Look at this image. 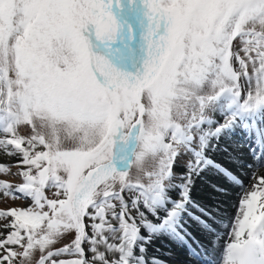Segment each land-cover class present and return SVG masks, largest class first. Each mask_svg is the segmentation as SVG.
<instances>
[{
    "label": "snow or ice",
    "instance_id": "obj_1",
    "mask_svg": "<svg viewBox=\"0 0 264 264\" xmlns=\"http://www.w3.org/2000/svg\"><path fill=\"white\" fill-rule=\"evenodd\" d=\"M253 75L246 100L264 103V0H0V148L26 168L15 191L0 180V192L33 202L0 211L10 221L0 264H30L33 250L38 264H88L82 240L100 201L147 187L169 130L224 92L241 96ZM260 197L242 200L226 264H264ZM65 234L74 239L53 250Z\"/></svg>",
    "mask_w": 264,
    "mask_h": 264
},
{
    "label": "rangeland",
    "instance_id": "obj_2",
    "mask_svg": "<svg viewBox=\"0 0 264 264\" xmlns=\"http://www.w3.org/2000/svg\"><path fill=\"white\" fill-rule=\"evenodd\" d=\"M236 67H238V65H236ZM249 71L250 74H252L251 69ZM241 84V96L235 95L237 100L236 102L229 98L228 92H224L216 100L207 105L198 114L196 119L190 120L181 126L184 130V138L187 137L188 139H184L182 137L183 135L179 136L178 134L173 132L172 129L169 130V133L165 136V143H171L172 147L171 149H162L161 152L156 153L154 159L159 162L160 167L155 173L156 178L147 186L150 193L152 192L153 194L160 195L157 199L158 204L154 203L153 205L154 208L158 206L161 207L163 205L162 198H164L165 194L175 186L180 185L181 190H185L187 188L186 186L188 182L191 183L190 185L194 183L198 186L201 182V177H206V164L204 159L202 158L203 156L200 158L196 156L198 153L203 152L205 149H210L213 151L215 150L216 153L220 155H223L225 154V152H227V150L224 149L223 145H227L228 141L224 142L225 140H223L222 143H217L218 137L222 136L223 138V134L225 133L223 130L221 131L222 124L227 123L228 119L234 117L233 110L236 107H243V104H246L247 108L251 106L253 107V105L257 107L260 103L249 102L246 100L248 92H252L253 95H255V76L253 75V83L251 85H249L243 77L241 78ZM210 91V87H206L202 94H207ZM263 108L262 111H259L258 113L254 114V116H251L250 120H244V122L247 126V129H250L251 131L252 139L257 140L260 138L264 143ZM18 134L24 136L30 135L31 127L28 125L20 126ZM233 137L236 136L234 135ZM232 140L236 143H232L234 152L241 156H246V151L241 148L243 145L242 141L240 139L238 140L237 138H233ZM234 145H238V147H234ZM240 149H243V151H241ZM135 150L137 151L138 149ZM7 151L9 152L10 150L0 148V164L7 165L10 169L7 173L0 172V180L7 181L8 183L12 184L14 186L13 191H15V187H18L21 183L24 182L23 177L20 175V173L23 170H26V168H22L18 163L20 161V157L18 159L12 160ZM136 151L134 152L135 154ZM162 153L164 154L163 156ZM135 154L133 155V160L135 158ZM226 158L227 160H233V158ZM165 161L168 165L167 168L164 167ZM153 169L154 161H152L151 158H146L145 172ZM127 170L129 171V175L133 178V180H135L137 176L135 164L131 163L130 167ZM140 179L141 182H147L146 175L141 176ZM125 187L127 189V194L125 196H120L119 193H117L115 197L109 198L107 201L102 199L97 205L96 214L99 217V220H93L91 222L82 242L83 249L85 248L87 256L89 257L88 264L105 263V261L107 260L103 258V251H105L106 249L113 251L116 242L124 241L126 239L125 234L130 230L132 231L134 228H136L139 222L144 223L143 221H145L146 219V212L140 206L139 202L140 198H143V196L141 197L140 195L142 193L137 191L131 185ZM215 189H218L217 186L215 187ZM55 191L56 189H45V193L49 196V198H54ZM60 198H63V196H61ZM177 198L179 199L180 197ZM113 200L116 201L115 206H113ZM150 201L154 202V200L151 198ZM32 203L33 202L30 199H24L19 195V193H17L16 196L13 197L5 196L2 192H0V211H9L12 208L24 209L31 207ZM100 208H103L104 212L99 211ZM105 213L107 214V220L104 219ZM7 222L10 221H4L2 218H0V234L6 233L8 231V229H5L3 227L4 223ZM152 225L154 224L152 223ZM65 235L69 238L65 239L62 237L61 239H59L57 241V244L53 247V250L71 243V240L74 239L73 234ZM111 236L113 237V239L110 238ZM126 241L127 239L125 240V242ZM40 255L41 253L38 250H33L30 264H35V262L40 258ZM67 258L74 259L76 257L67 256ZM110 259L111 257L108 259V261Z\"/></svg>",
    "mask_w": 264,
    "mask_h": 264
},
{
    "label": "bare ground",
    "instance_id": "obj_3",
    "mask_svg": "<svg viewBox=\"0 0 264 264\" xmlns=\"http://www.w3.org/2000/svg\"><path fill=\"white\" fill-rule=\"evenodd\" d=\"M229 124L235 132L238 131L244 143L249 142L246 150L250 153L253 142L245 126L243 129H238L233 121H230ZM223 125H226V123ZM3 137L4 134L1 133L0 139ZM255 147L253 151L255 153H258L255 149L258 151L260 148V152L256 158L252 155V157L236 156L239 154L234 152L232 145L231 147L227 145L226 149L228 150L223 155L216 153L215 150L207 149L214 162L225 164L231 171L239 175V181L237 185L233 187H230V185L229 187H225L222 186L218 180L201 177V182L198 186L194 183L192 185H190L191 183L189 182L188 184L186 183L188 197L185 199L183 195L184 192H182L185 190H181L180 185H177L172 188L165 197L166 207L162 212L154 211L153 209L155 208L148 200L144 197L142 199L140 198V206L146 212L144 223L139 222L135 229L132 231L130 230L126 234V242V239L119 242L114 241L116 245L113 251L107 249L103 251V258L107 261L102 264H130L133 262H135V264H159L157 261L148 259L147 257L149 256L160 259L168 264H195L199 259H202L201 262H198L200 264H226L227 245L230 242H234L230 233L237 216L241 213L242 200L245 196L250 198V193L252 191H264V187L262 188L261 186V180L264 178V143L258 144L257 146L255 145ZM207 150L205 152H207ZM240 150L243 151V149ZM7 153L9 154L8 151ZM10 157L13 160L18 159L20 156L10 155ZM226 157L234 158V161L231 159L227 160ZM217 177H219V175ZM216 186L218 188L217 190L215 189ZM220 189H224V191L220 192ZM177 197H180V199ZM191 199L203 205L202 211L200 210L201 217L208 220L210 223V226L202 227L201 223L195 220L189 221L192 227L196 229H193L196 233L195 237L199 239L197 240L195 237L188 235L190 243L199 252L197 256H192V254H190V256L185 253V250L179 248V246H177L178 243H174L177 242L176 237L171 234L166 237L168 241H152L148 239V235L153 233V229L149 227L148 224L153 223L154 225L161 226L163 221L182 220L187 215L185 213V207H188L189 211L197 213L199 210L198 206H195L193 203L191 204ZM169 205H174L173 212L166 210ZM262 205H264V197L258 199L256 207L259 209ZM175 211H177V213ZM170 213L172 214L170 215ZM256 214L258 215L259 213L257 212ZM110 238L113 239L112 236ZM203 241L206 243H203ZM83 250L87 255L85 248ZM110 257L111 259L108 261Z\"/></svg>",
    "mask_w": 264,
    "mask_h": 264
}]
</instances>
